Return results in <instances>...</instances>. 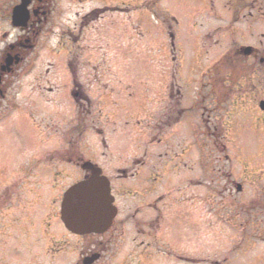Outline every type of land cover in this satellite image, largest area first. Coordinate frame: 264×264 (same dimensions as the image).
<instances>
[{"label": "flooded vegetation", "instance_id": "flooded-vegetation-1", "mask_svg": "<svg viewBox=\"0 0 264 264\" xmlns=\"http://www.w3.org/2000/svg\"><path fill=\"white\" fill-rule=\"evenodd\" d=\"M26 2L29 3V16L21 27L16 28L12 24L13 8L19 0H9L8 10L0 16V23L9 28L3 32L0 24V122L11 114L10 111L26 109L24 113L31 116L37 111L40 119L35 127L40 130V135L53 134L58 144L67 136L64 147L68 146L78 153L86 148V135L93 128L94 102L92 91L89 92L86 87L90 76L86 73L81 75L78 71V55L97 48V45L89 43L87 35H82L85 25H90V19L88 16L76 17L72 28H67L66 24L58 22L62 21L57 16L60 14L58 7L55 8V16L51 15L48 0ZM251 3L250 6L249 0H235L234 6H255L264 15V0ZM81 18L83 22L80 24ZM67 22L70 20H65ZM48 25L52 26V30L58 25L56 47H61L66 57L65 63L60 64V69L55 70L50 78V71L44 72L43 69L35 77L36 85L32 89L40 99L39 108L31 101L33 97L25 104L19 94L22 79L33 70L30 56L39 45L38 38L40 56L44 51L41 39L46 29L50 31ZM260 36L263 40L264 35ZM102 39L103 35L96 38L97 42ZM8 55L17 58V64L3 66L2 62ZM229 56L221 69H209L201 74L199 80L181 88L171 85V91L166 90V97L170 100L168 111L165 119H160L155 127L158 132L155 142L161 146L164 141V151L157 147L159 159L151 166L152 175L157 174L153 177V184L159 180V169L165 170V194L150 196L152 184L143 183L139 188L142 194L135 193L133 201H117L119 214L107 233L83 237L73 235L74 243L63 239L52 261L69 245L78 254L74 264H150L166 251L159 232L167 225V218L173 216L193 219L196 224L203 222L213 230L217 249L215 256L219 259L229 260L234 256L235 260L243 259L242 264H264V244H258L264 243V219L258 222L257 214L253 215L260 212L259 215L264 218V160H261L260 150L261 145L264 146V99L258 103L260 113L247 114L244 111V116L240 115L237 119L240 121L224 124L226 118H231V110H241L254 96L263 95L264 42L261 41L257 47L236 49ZM101 95L102 119L111 117L117 120V102L112 103L114 108L108 111V97L104 92ZM127 96L132 97L130 94ZM44 103L54 108L52 117V113L44 112ZM182 123L188 134L180 141L176 140V148L181 149V153H173L168 146L169 132ZM249 131L255 133L254 138L242 137ZM163 136L165 140L161 139ZM251 144L257 147L256 151ZM235 148L239 151L238 156L233 153ZM238 158L242 163L240 171L235 165ZM79 159L83 161V158ZM69 161L73 160L69 158ZM138 164L142 162L136 161L132 171L118 170L117 192L121 195L128 189L124 182L134 180L138 175ZM86 175L84 173L82 179ZM152 189L155 190V187L152 186ZM130 202L132 206L128 207ZM125 209L128 213L123 212Z\"/></svg>", "mask_w": 264, "mask_h": 264}, {"label": "rangeland", "instance_id": "rangeland-1", "mask_svg": "<svg viewBox=\"0 0 264 264\" xmlns=\"http://www.w3.org/2000/svg\"><path fill=\"white\" fill-rule=\"evenodd\" d=\"M53 2L54 6L52 5ZM229 2L230 0H48V4L51 5L52 9L51 15L55 16V8L58 5L60 18L62 19L61 22H58L66 24L67 28L69 26L72 28L76 17L89 15L96 17L98 13L101 16L97 20L90 17V25H85L82 31V35H87L91 45H97V48L90 49L91 52L86 54L91 58V64L88 65L89 62H84V59H82L85 54L78 55L82 67L85 65L83 68H79L78 71L81 75L86 73L90 76L89 83L85 81L87 82L86 87L89 92L92 91V100L97 98V100H93L94 104L92 105V125L94 128L89 132V135H86V152L88 156L97 159L104 165L112 163L111 167H116L118 164L123 166L134 158L143 157L145 151L148 150V141H145L144 137L150 136L152 123H156L159 118L161 119L166 108L167 101H165L164 94L166 85L176 79L186 86L199 80L202 72L216 63L232 47L236 48L250 43L253 46H260L261 41L264 42V39L262 40L260 36L264 35V18L259 15V9L257 7L249 8L254 14L250 19H248L249 10L243 12L248 15L247 19L242 16L238 19L239 16L234 13L235 22L232 23L233 17L231 13L229 14L227 8ZM9 5V0H0V16L5 14ZM3 7L5 11H2ZM66 19H69L70 22L65 23ZM82 22L83 19L81 18L80 24ZM91 22H93V25ZM0 24H2L1 30L3 32L9 29L3 26L5 24ZM50 27L52 26L48 25L49 29ZM170 28L172 29L171 34L174 35L173 45L175 51H172ZM45 32L44 38L41 39L44 45L43 55L40 57V38H38L39 45L33 53L34 55L30 57V60L35 62L34 73L30 77L29 74L32 71L28 73L23 82L26 89L23 93L20 90V96L27 98L30 95L29 97H33L31 101L36 103L39 108L40 99L38 100L31 85L36 84L33 81L40 73V69L45 72L48 68H52L49 64L57 70L60 69L63 55L61 47L57 46L55 48L58 41V25L53 30L48 31L46 29ZM55 33L56 35H54ZM88 35H92V37ZM96 35L98 37L103 35L106 45L102 40L97 42L96 38L98 37ZM207 37H212L214 42L210 39L213 43L206 45ZM218 39H221L219 44H217ZM0 41H2L1 38ZM55 68L51 69L50 72L52 73ZM98 83L101 84L98 85ZM96 86L100 89H98L99 93ZM121 87L123 88L119 91V97H122L126 92L125 89H128V94L132 95L130 99L123 100L116 96V92ZM103 92L111 94V98L107 99L108 111H110L112 103L118 102L120 103L117 104L118 108L122 104L121 109L117 110L118 114L123 113L124 118L121 120L123 124L111 119L113 123L103 125L104 133L101 134L99 129L101 128L100 124H102V116L100 115L101 102L99 101ZM261 92L263 95L260 97L254 96L243 109L236 110L231 120L240 121L237 119L238 117L240 119V115L244 116V111L247 114L260 113L258 103L264 99V92L262 90ZM189 96H192L191 90ZM23 100L25 102V99ZM124 106L128 110L130 109L128 116L125 114ZM44 107L45 113L54 112L51 105L44 103ZM237 107L241 106L238 105ZM25 110H17L12 113L10 111V116L0 124V189L2 184L12 177L8 169L16 171L19 166L23 167L22 165L26 163L31 164L19 168L22 180H17L19 186L24 190L25 199H30L29 194L32 190L40 188V181L42 180L39 176L40 161L45 170L42 169L43 179L47 178L48 172L49 177L54 174V168H52L54 166L61 172L58 175L56 174L55 179L57 181L54 184L50 182V178L44 182L42 189L39 190L40 201L35 202L31 208L23 209V211L21 210L12 215V221L9 225L6 226L4 219H0V264H28L32 259L33 246H36L35 235L37 232H34V230L39 225L40 264H47L45 259L48 261L49 259L44 254L46 240L43 237L49 232H44V229L42 231V222L46 215L50 213V200L51 198L57 200V206L52 205L50 214L52 215L56 207L59 209L63 192L77 181V177L81 172L78 167L75 171L72 167L73 170L69 169L67 166L70 165H65L67 169L65 170L61 161L68 156L66 151L57 153L54 162L50 161L49 153L58 149V146H55L53 140L48 143V140L40 142V131L36 129L35 123L29 118L23 117L27 114L24 113ZM239 112L241 113L239 114ZM52 116L53 114H51ZM34 117L38 118L36 113ZM129 117H135L136 119L130 121ZM114 122L116 123L114 124ZM136 124L140 130L133 127ZM170 134L171 138L168 143L175 147L176 140L179 137H184L188 132L183 123L170 130ZM254 134V132L249 131V133H244L242 137L250 139L254 138ZM137 136H139V143L136 142ZM103 139L106 144L103 143ZM151 140L155 139L152 138ZM61 142L65 146L67 136H64ZM251 145L255 147L256 151L257 147L254 144ZM64 146L60 144V147L63 148ZM161 148L163 149L164 145ZM260 150L261 160H264L263 145H261ZM255 151L253 149V152ZM233 153L238 156V149L235 148ZM43 154H46L43 157L44 160H40ZM104 154L106 157H103ZM235 165L237 170L240 171L242 163L239 158L236 159ZM50 167L52 168L51 173ZM33 172L36 177L34 181L30 182L29 176ZM18 195L22 198L19 189ZM32 198H36V196L33 195ZM128 201L126 200V202ZM131 206L130 202L128 207ZM123 212L128 213V210L125 209ZM255 214H257L258 222L264 219L259 215L260 212H254L253 215ZM14 216L19 218L13 223ZM56 217L57 215L52 218L55 220ZM52 218L48 220V222L51 221L52 228L47 223L45 228L52 229L56 235H65L66 231L62 225L60 224V226L57 222L55 225ZM194 225L196 223L192 219L180 220L169 217L167 225L163 229L164 239H162L163 243L166 244L164 250L167 254L164 252L162 256L157 257L150 264L243 263V259L235 260L234 256L230 257L229 260L219 259L218 256L214 258L217 249L210 243L212 241L211 234H207L214 231L208 229V226L205 225L204 227H199V225L195 227ZM4 235L10 237L8 242L4 241ZM202 236H204V239H202ZM71 240L75 239L71 238ZM76 255L78 256V254ZM180 257H185L184 259L189 262L178 259ZM63 260H60L57 264H69L70 262L68 258H63Z\"/></svg>", "mask_w": 264, "mask_h": 264}, {"label": "water", "instance_id": "water-1", "mask_svg": "<svg viewBox=\"0 0 264 264\" xmlns=\"http://www.w3.org/2000/svg\"><path fill=\"white\" fill-rule=\"evenodd\" d=\"M28 3L24 0L14 12V24H24L28 19ZM11 61L8 62L10 64ZM100 170H93L94 179L72 187L62 202V221L66 228L77 235L104 233L113 223L117 210L110 195L108 181L100 177Z\"/></svg>", "mask_w": 264, "mask_h": 264}]
</instances>
